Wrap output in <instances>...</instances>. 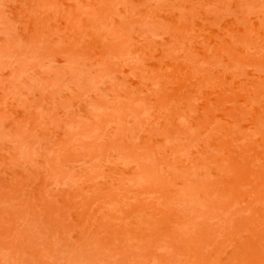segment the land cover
<instances>
[{"label": "rangeland", "instance_id": "obj_1", "mask_svg": "<svg viewBox=\"0 0 264 264\" xmlns=\"http://www.w3.org/2000/svg\"><path fill=\"white\" fill-rule=\"evenodd\" d=\"M0 264H264V0H0Z\"/></svg>", "mask_w": 264, "mask_h": 264}]
</instances>
